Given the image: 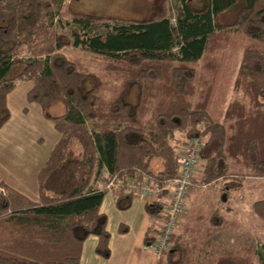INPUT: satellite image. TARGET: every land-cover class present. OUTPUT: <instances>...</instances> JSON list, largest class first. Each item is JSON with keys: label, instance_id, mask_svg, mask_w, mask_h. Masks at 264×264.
<instances>
[{"label": "trees", "instance_id": "16d2710c", "mask_svg": "<svg viewBox=\"0 0 264 264\" xmlns=\"http://www.w3.org/2000/svg\"><path fill=\"white\" fill-rule=\"evenodd\" d=\"M68 1L0 0V128L11 117L9 94L18 81H30L27 100L59 134L38 169L36 197L2 184L0 264H80L90 235L98 238L96 253L108 258L111 233L100 209L108 190L98 176L106 170L122 179H170L179 150L196 136L202 138L204 183L225 179L232 188L247 176L264 177V0H176L172 7L159 0L140 20L75 12ZM230 10L233 19L223 20ZM66 17L73 23L68 31ZM111 20L119 23L109 26ZM102 24L106 32L97 30ZM232 31L263 44L245 48L236 96L220 123L207 110L211 84L195 100L198 72L190 62L201 61L214 78L215 52ZM68 46L81 57L68 56ZM242 166L250 170H233ZM112 192L121 210L138 197L124 188ZM163 208L160 201L146 202L154 218ZM252 208L264 219V198ZM152 229L146 235L151 244ZM208 231L200 248L175 234L157 264H201L194 260L198 249L210 256L208 264H264V243L246 247L258 253L254 261L235 246L207 244Z\"/></svg>", "mask_w": 264, "mask_h": 264}, {"label": "rangeland", "instance_id": "374dc122", "mask_svg": "<svg viewBox=\"0 0 264 264\" xmlns=\"http://www.w3.org/2000/svg\"><path fill=\"white\" fill-rule=\"evenodd\" d=\"M158 1L69 0L67 3L70 10L75 12L140 20L150 15ZM175 4L176 0L169 1L171 7ZM234 11L230 10L222 16V19H233ZM63 23L65 31L73 27L69 17L63 19ZM107 23L110 24L109 26H113L119 22L111 20ZM107 28L102 24L97 30L106 32ZM260 44L262 45L263 42L244 33L232 31L226 45L215 52L219 61V70L212 79L209 71L202 66L201 61L190 62V65L195 66L198 72L195 100H200L207 87L212 85L207 110L214 121L226 123L225 112L229 103L236 96L234 83L243 52L247 46ZM64 51L68 56L81 57L79 51L72 46L66 47ZM31 86L32 82L30 81H18L17 86L8 96L11 117L0 128V178L3 177L4 181L20 190L23 186L19 181L30 185V189H32L31 185H34L32 174H35L39 167L38 160L44 152L46 153V150L54 145L56 137H59L51 121L43 117L41 107L37 103L27 100L26 93ZM33 153H36V157ZM178 153H181V149ZM233 170L246 173L250 169L242 166ZM202 177L203 165L199 158L194 178L195 186H193L194 184L192 186L193 190L197 188L201 190V193L192 194L191 205L183 212L190 213L185 217L186 220L184 219L182 226H180L181 222L179 223L178 230L187 241L195 242L200 248L207 233V220L222 221L223 228L220 229L216 238L218 243L223 247L235 246V253L249 255L254 261H258V253L255 249L248 251L246 247L253 245L256 248L257 245L259 248L264 243V219L258 217L252 208L256 199L264 198V177L247 176L241 185L232 188H225V179L208 184L202 181ZM97 181L99 186L104 188V174H100ZM0 183L3 184L1 181ZM37 187L36 182V189ZM210 210L212 215L215 214L212 217ZM242 244H245V248L241 246ZM196 252L197 258L194 259L196 262L198 260L201 264L209 263L210 256L207 253L202 249L201 251L198 249Z\"/></svg>", "mask_w": 264, "mask_h": 264}, {"label": "crops", "instance_id": "0c3cea01", "mask_svg": "<svg viewBox=\"0 0 264 264\" xmlns=\"http://www.w3.org/2000/svg\"><path fill=\"white\" fill-rule=\"evenodd\" d=\"M56 140L57 137L55 141ZM51 148L52 146L46 150V153L44 152L42 157L38 160V169L45 162ZM182 150L183 148H181V151ZM33 154L34 157H36V153ZM38 169H36L35 174H32L34 176V185H31L32 189H30V185L19 181L23 186V188L21 187L22 191L33 194L31 195L33 197L37 196L36 175ZM0 181L3 184L13 186L4 181L3 177L0 178ZM193 186H195V183ZM193 186L189 189L188 195L185 199L184 211H186L191 205L192 194L197 192L201 193V190L197 188L196 190H193ZM201 187L203 188L204 186ZM30 191H33L34 193H31ZM147 201L148 200L146 198L138 196L133 200L132 206L130 208L121 210L116 205V195L113 192L107 191L102 200L100 209L108 217L107 227L111 233V254L108 258H103L98 255L95 250L98 238L95 235H90L84 242L80 264H157L159 256L156 254L153 247H151V243L146 242V235L148 230L150 231V227L152 225L153 229L150 234L153 236L157 234L159 229L162 227L163 212L158 218L151 216L146 210ZM189 213L190 212H185L182 214L180 226H182V222L184 221L185 217L189 215ZM210 214L212 215L211 210ZM213 222L214 223H211L209 219L207 220L206 226L209 229L208 232L211 231V233L209 237H207L208 239H206V242L207 244L210 243L211 245H214L216 248H223V246H221L216 239L218 232H220V229L223 228V223L222 221ZM121 224H125L128 227L126 232L119 231V226ZM178 226L176 229V234L181 236L182 234L178 230Z\"/></svg>", "mask_w": 264, "mask_h": 264}, {"label": "built area", "instance_id": "2783aa9c", "mask_svg": "<svg viewBox=\"0 0 264 264\" xmlns=\"http://www.w3.org/2000/svg\"><path fill=\"white\" fill-rule=\"evenodd\" d=\"M202 148L200 137L191 138L178 153L177 174L167 180H160L152 176L144 178L127 177L122 179L116 175H110L106 170L102 173L105 177L104 188L113 191L124 188L137 196L146 198L148 201H160L163 203V223L157 234L154 236L152 247L160 256L166 251L176 233L184 212L185 199L189 189L194 184L196 169L199 163V154ZM0 183V190H3Z\"/></svg>", "mask_w": 264, "mask_h": 264}]
</instances>
